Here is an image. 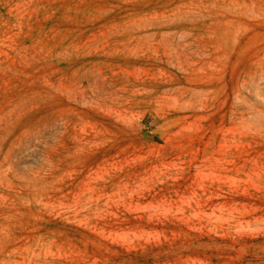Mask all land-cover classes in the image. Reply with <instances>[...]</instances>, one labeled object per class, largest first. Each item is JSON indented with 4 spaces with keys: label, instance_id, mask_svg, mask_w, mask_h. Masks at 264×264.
Returning a JSON list of instances; mask_svg holds the SVG:
<instances>
[{
    "label": "rangeland",
    "instance_id": "374dc122",
    "mask_svg": "<svg viewBox=\"0 0 264 264\" xmlns=\"http://www.w3.org/2000/svg\"><path fill=\"white\" fill-rule=\"evenodd\" d=\"M0 264H264V0H0Z\"/></svg>",
    "mask_w": 264,
    "mask_h": 264
}]
</instances>
